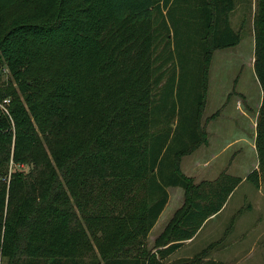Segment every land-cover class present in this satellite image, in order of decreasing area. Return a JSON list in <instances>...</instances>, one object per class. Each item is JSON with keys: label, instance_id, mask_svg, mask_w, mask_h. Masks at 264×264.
<instances>
[{"label": "trees", "instance_id": "1", "mask_svg": "<svg viewBox=\"0 0 264 264\" xmlns=\"http://www.w3.org/2000/svg\"><path fill=\"white\" fill-rule=\"evenodd\" d=\"M233 9L234 0H0V264L210 262L205 251L166 258L242 180L222 171L196 182L180 167L207 143L212 54L241 39ZM253 35L262 95L257 166L245 179L264 190V0ZM170 186L183 201L148 247Z\"/></svg>", "mask_w": 264, "mask_h": 264}, {"label": "rangeland", "instance_id": "2", "mask_svg": "<svg viewBox=\"0 0 264 264\" xmlns=\"http://www.w3.org/2000/svg\"><path fill=\"white\" fill-rule=\"evenodd\" d=\"M254 9L255 0H234L230 24L241 39L233 47L214 50L209 64L201 124L208 132L210 144L200 145L180 162L181 170L194 176L196 182L213 176L215 179L224 168L226 174L242 180L222 209L204 221L188 243L166 258L167 262L189 261L205 251L203 261L264 264V190L245 179L257 166L254 138L262 95L253 68ZM7 77V69L0 66V82ZM189 88H183V96ZM182 105L188 103L184 101ZM168 193L169 202L148 234V247H152L154 238L183 201L179 186L168 187Z\"/></svg>", "mask_w": 264, "mask_h": 264}, {"label": "crops", "instance_id": "3", "mask_svg": "<svg viewBox=\"0 0 264 264\" xmlns=\"http://www.w3.org/2000/svg\"><path fill=\"white\" fill-rule=\"evenodd\" d=\"M207 135H208V132H207ZM210 144V139H209V137L207 136V143L206 144H202V146H208ZM254 148H255V146H254ZM229 162V161H228ZM230 163H231V161H230ZM228 166V165H227ZM208 169H211V168H208ZM209 171V170H208ZM224 171H226V168H224ZM211 171H209V173H210ZM192 177H194V176H192ZM214 177V176H213ZM212 177V178H213ZM212 178H203V179H207V180H212ZM167 190H168V188H167ZM169 202V198H168V201H167V203ZM167 203H166V205H167ZM165 205V206H166ZM180 206V205H179ZM159 218V217H158ZM190 241V239H188V240H186V241H184V243H183V245L184 244H186V243H188ZM183 245H181L178 249H180ZM177 249V250H178ZM177 250H175L174 252H176Z\"/></svg>", "mask_w": 264, "mask_h": 264}]
</instances>
